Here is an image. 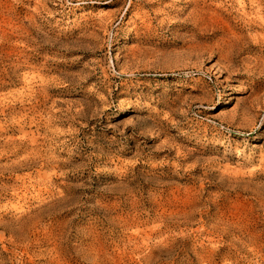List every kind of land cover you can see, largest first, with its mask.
Masks as SVG:
<instances>
[{
  "label": "rangeland",
  "instance_id": "1",
  "mask_svg": "<svg viewBox=\"0 0 264 264\" xmlns=\"http://www.w3.org/2000/svg\"><path fill=\"white\" fill-rule=\"evenodd\" d=\"M0 264H264V0H0Z\"/></svg>",
  "mask_w": 264,
  "mask_h": 264
}]
</instances>
